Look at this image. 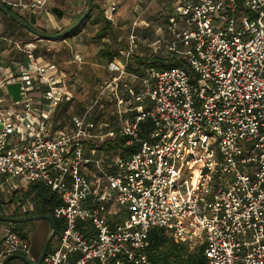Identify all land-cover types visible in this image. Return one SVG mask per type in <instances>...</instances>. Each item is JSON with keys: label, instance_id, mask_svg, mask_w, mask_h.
<instances>
[{"label": "built area", "instance_id": "2783aa9c", "mask_svg": "<svg viewBox=\"0 0 264 264\" xmlns=\"http://www.w3.org/2000/svg\"><path fill=\"white\" fill-rule=\"evenodd\" d=\"M48 1L0 3L37 14ZM175 10L169 36L150 43L134 20L129 47L109 66L118 74L64 128L54 126L57 109L74 98L64 71L38 54L37 38L18 41L0 29V57L9 51L0 58V192L24 179L62 200L53 214L63 229L43 264H148L155 228L203 249L207 264H264V0H179ZM115 11L107 9L110 20ZM140 44L164 47L188 66L131 75ZM111 96L119 135L139 147L113 160L89 148L111 136L113 125L93 118ZM15 254L29 258L32 245L6 225L0 261Z\"/></svg>", "mask_w": 264, "mask_h": 264}, {"label": "rangeland", "instance_id": "374dc122", "mask_svg": "<svg viewBox=\"0 0 264 264\" xmlns=\"http://www.w3.org/2000/svg\"><path fill=\"white\" fill-rule=\"evenodd\" d=\"M93 2L96 4L97 8H92L86 20L68 35L59 36L54 39H44L36 34L25 37V40L33 37L37 38L38 54L46 59L56 61L59 67L64 71L66 80L74 96L67 109L64 110V107L61 109L65 116L69 113L73 115L80 113L83 109L90 106L91 101L102 91L104 81L118 74V72L112 71L109 68L115 58L102 55V49H108L112 55H117L116 58L119 59L121 57V49H124L122 43L124 42L126 45L129 44L128 36L132 29V24L137 17H139V24L136 31L140 34V37L144 39L146 36H150L149 41L153 38L161 37L164 34V23L161 18L166 16V13L170 11L172 5L179 4V0H93ZM109 2L116 7V11L111 20L107 15V9L110 6ZM87 10L88 0L82 16ZM100 11H103L105 16L113 23V34L108 33L106 37L99 39L97 38V33L105 24L103 18L100 16ZM18 16L25 21L31 22V14L21 13ZM74 25L75 23L72 22L66 27L63 26L62 29L50 30V32L48 31L45 33L58 34ZM0 29L4 33L10 31L11 34H17L16 32L19 31V29L20 31L23 30L22 33H24L25 30L28 31V29L20 23L16 24V19H12L2 11H0ZM148 31L151 35H148ZM0 58L1 60H5V57ZM126 79L127 81H132L131 76ZM136 86L137 85H135V87ZM7 91L11 94L12 100L20 98L19 84L9 85ZM103 99L111 101L115 98L111 96ZM111 102L112 104L109 106L104 103L101 104L100 107L103 110L105 109L116 113L117 107L116 110H114L115 107L113 105L115 101L113 100ZM15 182L20 183L22 188L19 194L23 193L27 182L23 179H15ZM13 193L14 190H11L9 194L0 192V214H8L4 209H8L9 204H12L10 202L12 201ZM1 206H5V208ZM16 215H20L21 217L24 214L21 212ZM2 224H0V226L4 228L6 223L2 222ZM8 225L12 226L10 224ZM19 228L30 233H28L27 237L30 238L31 235V243L33 245L37 244L36 254L40 257L47 240L52 235L53 230L51 223L47 220H31L19 223ZM55 241L56 239H54L52 243ZM12 262L24 264L23 261L19 259H14Z\"/></svg>", "mask_w": 264, "mask_h": 264}, {"label": "trees", "instance_id": "16d2710c", "mask_svg": "<svg viewBox=\"0 0 264 264\" xmlns=\"http://www.w3.org/2000/svg\"><path fill=\"white\" fill-rule=\"evenodd\" d=\"M241 4V0H238ZM177 5H172L170 7V11L166 13V16L162 17L161 20L164 23V34L162 36L168 37L169 32L167 30V23L168 18L175 13V8ZM93 8H97L96 4L94 3ZM11 10V8H9ZM18 14V13H17ZM19 15V14H18ZM100 16L104 20V26L98 31L97 38L106 37L108 33L113 34V23L105 16L103 11H100ZM82 17V16H81ZM16 24H19L16 22ZM150 32L148 31V35ZM152 33V32H151ZM141 42L150 43L157 38H153L149 41V37H145L144 39L140 37V34L137 33ZM161 36V37H162ZM160 38V37H159ZM149 41V42H148ZM122 47L126 50L129 47V44L126 45L124 42L122 43ZM38 52V51H37ZM101 54L105 55L106 57L116 58L117 55H112L108 49H102ZM119 54V53H117ZM49 60V59H48ZM58 65L56 61L50 60ZM59 66V65H58ZM135 66V67H134ZM176 66H184L187 67V62L179 56L168 55L165 52V48H158L153 50L152 48L148 47L146 44L141 45L136 51L133 56L131 57V63L128 66V71L131 75H137L140 78H145L147 76V69L148 68H156L160 70L170 69ZM61 69V68H60ZM62 70V69H61ZM133 83V86L137 85L135 88L137 92L141 89V84L138 82L130 81ZM139 86V87H138ZM121 95L128 99L130 97V93L124 88L121 90ZM96 96V95H95ZM93 99L90 103H94ZM106 104L107 106L111 105L112 102L107 99H102L99 103L95 106V110L93 113V118L96 121H106L113 125L112 129L106 131V134H111L108 136L104 143L98 145V143H91L89 144L90 150H96L101 154H104L106 157H110V160H113L116 156H123L125 154L133 153L138 150V145L134 146H127L126 141L122 138L117 129V110L116 104L114 103V110L116 113L112 111L103 110L100 106L101 104ZM140 103L137 101L136 104ZM64 105V106H63ZM70 105V102H64L58 109L54 117V126L56 128H64L71 123L72 117L75 115H82L84 110L83 109L80 113L71 114L69 113L65 116L62 113V107L64 110ZM123 108H126L125 106ZM66 112V111H65ZM131 115L127 114L126 116L129 117ZM63 118V119H62ZM150 131L148 124H142V132L146 135ZM25 199H29L30 202L33 204V210L25 213L23 216H38V215H50L54 217V209L60 205H62V200L60 197L52 190L44 184H31L28 187V190L24 193ZM1 215V214H0ZM12 217H20V215H10ZM54 221L56 224L55 227V235L56 238L59 233L62 231L63 226L62 222L54 217ZM2 223V221H1ZM6 223V222H3ZM7 225L10 224L12 227L15 228L24 238H27L28 233L24 232L19 228V223H6ZM53 238V240H54ZM52 240V242H53ZM52 242L50 244L49 250L52 247ZM146 254L148 256V264H207V258L203 252V249L193 251L190 247L185 243L176 242L172 235L167 232L165 229L162 228H155L150 231L148 236V245L146 247ZM9 264V263H7ZM90 264H101L99 262H92Z\"/></svg>", "mask_w": 264, "mask_h": 264}, {"label": "crops", "instance_id": "0c3cea01", "mask_svg": "<svg viewBox=\"0 0 264 264\" xmlns=\"http://www.w3.org/2000/svg\"><path fill=\"white\" fill-rule=\"evenodd\" d=\"M109 4H110L109 7L114 6V5H111V2H109ZM86 5H87V0H49L48 3H47V8H46L45 11L44 12H39L37 14H31L32 15V18L30 19L31 22H28V21L27 22L30 23L32 26H34L36 29H38L40 31H44V32H48V31L50 32V30L53 31V30H56V29L58 30L59 28L62 29L63 26L66 27L69 23L74 22L76 24L81 19L82 13L86 9ZM26 14H30V13H26ZM19 31H20V29H19ZM19 31L16 32L17 34H15V33L11 34L10 31H7V33L6 32L5 33L7 35H9V36H16V37L18 36L17 37L18 41L19 40L26 41L25 37H27V36H29L31 34L34 35V33H32L29 30L28 31L25 30L26 33L25 32L22 33L23 30L20 31V32ZM29 39H31V38H29ZM4 47H6V46H4ZM8 53H9V51L7 49V50L4 51L3 56L5 58H8ZM25 182H27V181H25ZM30 185L31 184H29L27 182L24 192L19 194L20 193V189H22L21 186H20V183L14 182V189H13L14 193L12 194L13 198H12V201L10 202L12 204H9V208L13 212L12 215L13 214H18V213H21V212L23 214H25V213H28L29 211L33 210V208H34L33 204L30 202L29 199H27V198L25 199V196H24V193L28 190V187ZM1 207L4 208V206H1ZM1 215L9 216L7 214H1ZM10 217H12V216H10ZM0 224H2L1 221H0ZM2 225H4V224H2ZM4 228H3V226H0V234L2 233ZM30 238H31V235H30ZM30 238L27 237L26 239L31 243ZM31 245H32V255L29 258L25 257L22 254H15V255H21V256H24L25 258L29 259L32 262H37L38 259L40 258L36 254L37 253V244L33 245L31 243ZM52 245H54V243H52ZM14 259L22 260L24 264H27L24 259H21V258H14ZM14 259L9 261L8 263L9 264H18V263H13L12 262ZM4 261L5 260L0 261V264H3Z\"/></svg>", "mask_w": 264, "mask_h": 264}, {"label": "water", "instance_id": "95a60500", "mask_svg": "<svg viewBox=\"0 0 264 264\" xmlns=\"http://www.w3.org/2000/svg\"><path fill=\"white\" fill-rule=\"evenodd\" d=\"M94 2L93 0H88V10L83 14V16L81 17V19L71 28L58 33V34H48L45 33L43 31H40L38 29H36L34 26H32L30 23H28L27 21H25L23 18L19 17L18 15H16L12 10H10L9 8H7L6 6H4L3 4L0 3V11H2L3 13H5L7 16L16 19L21 25H23L24 27H26L29 31H31L32 33L38 35L39 37H42L44 39H54L57 38L59 36H65L68 35L69 33H71L74 29H76L78 26H80L83 21L86 20L89 11L93 8ZM31 220H47L51 223L52 225V235L50 236V238L47 240L42 254L40 256V258L38 259L37 262H32L29 259L25 258L24 256L21 255H11L9 256L4 262L3 264H7L9 261H11L14 258H21L24 259L25 262L27 264H43L45 257L48 253L50 244L54 238L55 235V221H54V217L50 216V215H38V216H28V217H10V216H4V215H0V221L2 222H6V223H21V222H25V221H31Z\"/></svg>", "mask_w": 264, "mask_h": 264}, {"label": "flooded vegetation", "instance_id": "af4514ba", "mask_svg": "<svg viewBox=\"0 0 264 264\" xmlns=\"http://www.w3.org/2000/svg\"><path fill=\"white\" fill-rule=\"evenodd\" d=\"M14 12V11H13ZM15 13V12H14ZM16 15H18L17 13H15ZM17 21V20H16ZM18 22V21H17ZM19 23V22H18Z\"/></svg>", "mask_w": 264, "mask_h": 264}]
</instances>
